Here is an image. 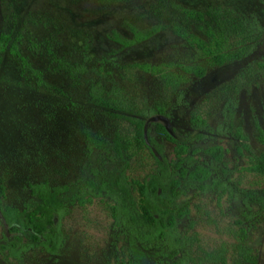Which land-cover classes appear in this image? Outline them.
<instances>
[{"label": "rangeland", "instance_id": "rangeland-1", "mask_svg": "<svg viewBox=\"0 0 264 264\" xmlns=\"http://www.w3.org/2000/svg\"><path fill=\"white\" fill-rule=\"evenodd\" d=\"M223 5L256 13L264 25V9L259 0H0V31L21 35L20 50L34 67L43 71L54 90L38 88L21 77L18 63L8 50L0 56V184L5 188L3 204L19 209L36 201L29 184L47 181L51 185L70 183L71 192L89 177H106L116 172L119 160L100 149L89 152L84 127L99 131L108 140L133 137L134 126L108 116L104 108L88 100L85 78H100L108 87L118 86L140 106L155 107L169 101L168 115L153 114L147 128L169 160L176 156V143L160 136L153 122L169 121L179 142L196 149V158L208 160L203 148L220 144L231 190L201 193L189 190L181 200L189 204V216L180 229L192 238L187 264H264V175L245 167L253 158L234 133L238 127L248 135L254 152L264 151L258 138L264 131V35L246 57L221 66L211 64L201 52L177 35L169 26L181 18L183 8L203 9ZM128 23L139 28L166 25L154 36L128 46L113 41L116 31L131 38ZM193 32L202 35L194 24ZM36 42V48L32 43ZM47 42V43H45ZM61 57L83 61L90 72L73 81L65 71L56 70L46 46ZM86 56L89 58L87 59ZM147 62L165 67L179 77L172 87L134 63ZM200 65L206 74L198 77L184 72L178 64ZM102 68L104 75L95 72ZM183 96L179 98V94ZM229 100L235 102L225 119ZM199 114L209 129L194 130L190 117ZM203 135V136H202ZM152 142V141H149ZM156 149L157 145L151 143ZM109 146V145H107ZM127 171L131 179L143 180L157 171V163L147 147L132 148ZM96 169V173H94ZM255 192L247 198L242 191ZM110 201L102 196L80 205H69L55 218L58 248L32 243L25 232L8 233L0 225V264H155L163 258L157 249L129 246L114 234ZM22 237L20 243L15 235ZM8 238L19 243L12 254ZM26 246L23 248V246ZM22 246V247H21ZM18 252V253H17ZM166 264H171L169 261Z\"/></svg>", "mask_w": 264, "mask_h": 264}, {"label": "trees", "instance_id": "trees-1", "mask_svg": "<svg viewBox=\"0 0 264 264\" xmlns=\"http://www.w3.org/2000/svg\"><path fill=\"white\" fill-rule=\"evenodd\" d=\"M264 9V0H259ZM181 18L172 21L170 28L187 43L194 45L207 60L221 66L229 61L240 60L248 56L264 35V25L254 12L245 13L233 7L223 5H206L203 9L183 8ZM194 24L199 35L193 32L190 25ZM166 25L156 24L147 28L128 23L133 37L126 38L116 31L109 37L121 46H128L135 42L146 40ZM21 35L14 38L12 32L0 31V56L6 50L18 63L19 73L28 83L35 87L54 90L62 95L65 92L46 81L43 71L33 66L29 58L20 50ZM32 47L37 43L31 41ZM47 43V42H45ZM46 51L56 70H63L73 81L84 79L90 69L83 61L69 60L59 56L48 44ZM88 59L89 57L86 56ZM134 65L143 71L158 75L166 87H172L179 77L170 69L142 62ZM186 73H193L198 77L206 74V69L200 65L178 64ZM95 72L104 75L99 68ZM88 82V100L90 103L104 108L105 113L113 118L124 119L134 126L133 137L116 134L108 140L99 131L83 128L85 144L89 152L100 149L107 160H119L116 172L106 177H89L79 184L68 197L70 183L51 185L47 181L29 184L30 191L36 201L19 209L2 202L5 188L0 184V225L6 226L8 233L25 232L32 243L46 244L50 251L58 248L59 232L55 225V218L67 210L69 205L78 203L84 205L93 198L102 196L110 201L109 210L113 220L114 234L125 239L128 245L142 249H157L163 258L155 264H187L191 254L192 238L180 229L181 222L189 216L187 200H181L189 190L201 193L209 190L225 191L229 178L225 168L224 148L219 144L209 145L202 149L209 155L208 160L195 157L196 149H191L186 142H179L172 136L161 122H153L157 133L176 143V156L173 160L166 158L161 146L147 128V119L151 115H168L169 101L160 102L155 107L140 106L137 101L127 95L118 86L108 87L100 78H85ZM183 96L179 94V98ZM235 102L229 100L228 109L233 110ZM228 114V113H227ZM191 125L196 128L208 127L206 119L199 114H192ZM201 132H199V135ZM240 142V149L248 151L253 162L245 167L247 171L264 175V151L256 154L250 145V140L243 128L238 127L235 133ZM203 136V135H202ZM258 138L264 144V131L260 128ZM152 141V142H149ZM157 145L156 149L151 147ZM109 145V146H107ZM147 147L157 163V171L148 174L143 180L131 179L127 173L132 158V148ZM96 173V169H94ZM247 198L256 196L255 192L242 191ZM264 202V196L259 197ZM15 239L22 242L19 234ZM8 238L11 250H19V243ZM22 247V246H21ZM26 246L24 245L23 248ZM127 264H131L127 262ZM135 264V263H134Z\"/></svg>", "mask_w": 264, "mask_h": 264}, {"label": "flooded vegetation", "instance_id": "flooded-vegetation-1", "mask_svg": "<svg viewBox=\"0 0 264 264\" xmlns=\"http://www.w3.org/2000/svg\"><path fill=\"white\" fill-rule=\"evenodd\" d=\"M203 77V76H202ZM227 105L228 104H226V107H225V110H224V114H225V119H229L230 118V116H231V112L233 111H231L230 112V109H228V107H227ZM228 113V114H227ZM164 126H165V128L166 129H168L169 130V132L172 134V132L170 131V126H169V121L167 120V119H164V120H162V121H160ZM193 127V126H192ZM193 129L194 130H200L199 132H202V130H205V131H207L208 129H209V127H204V128H199V129H196V128H194L193 127ZM210 131L209 132H211V130L212 129H209ZM203 133V132H202ZM236 133V132H235ZM235 133H234V136H235V138L238 140V138L236 137V135H235ZM172 136H173V134H172ZM248 136V135H247ZM174 137V136H173ZM249 138V137H248ZM239 141V140H238ZM239 144H240V142H239ZM220 145V144H219ZM222 146V145H221ZM223 147V146H222ZM224 148V147H223ZM224 154H225V149H224ZM223 161H224V158H223ZM225 163V162H224ZM8 244H9V242L7 243V244H2V248H7V246H8ZM11 249V248H10ZM11 252H12V254H13V251L11 250ZM18 253V252H17Z\"/></svg>", "mask_w": 264, "mask_h": 264}]
</instances>
